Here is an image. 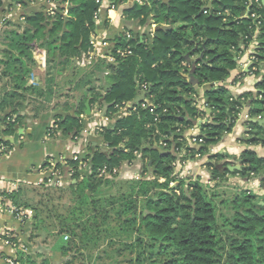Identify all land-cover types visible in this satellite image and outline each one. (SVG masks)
<instances>
[{
  "label": "trees",
  "instance_id": "obj_1",
  "mask_svg": "<svg viewBox=\"0 0 264 264\" xmlns=\"http://www.w3.org/2000/svg\"><path fill=\"white\" fill-rule=\"evenodd\" d=\"M98 1L68 0L66 17L62 9L52 16L34 13L24 19L22 26L3 32L0 76L7 79L3 87L7 86L8 90L0 99V113L9 111L3 119L5 136L16 135L17 127L23 125V118L17 112L24 102L31 97L51 99L54 74L71 68L72 77L76 76L73 65L82 62L91 49L89 38L95 31ZM205 1L169 0L168 4H163L161 0H152L140 10L135 6L127 10L140 19L141 24L152 14L157 25H170L172 29L159 28L152 48L139 44L138 40L125 43L121 37L114 39L113 49H129L131 54L122 58L116 56L117 65L106 67L111 85L103 96L95 93L91 73L82 75L75 83L76 90L85 88L90 104L103 97L109 111L135 99L139 95L137 83H146L154 96L155 110L152 115L148 109L138 107L118 120L113 128L101 129L98 134L109 150L93 152L89 176H80V161H73L72 157L63 158V165L55 164L65 185L60 188L42 186L48 192L69 191L74 198L72 207L54 213L55 226L46 225L41 216L43 211L37 205L20 201L22 192H0V196L9 199L17 209L33 212L31 232L54 238L53 253L65 256L75 248L79 256L85 255L90 260L100 243L106 241V245L118 244L134 254L129 260L131 264H264V195L242 192L231 201L220 203L230 207L231 216L219 215L214 202L218 195H208L207 186L198 178L180 179L174 174L173 155L161 154L156 148L162 140L167 143L165 149L170 150L175 144L176 151L184 146L187 156H203L209 146L218 143L235 126L244 101L251 102L250 119L264 117V76L256 85L255 98L250 93L233 98L224 87L210 85L204 93L208 112L199 114L192 102L185 101L194 91L181 72L187 53L202 52V63L195 71L200 85L221 82L236 67L234 58L247 48L256 30L253 50L256 63L249 72L257 76L264 69V5L260 0L258 4L251 0L249 6L250 0H216L215 13L208 15L201 12ZM3 2L0 0V8ZM250 14H255L256 19L250 18ZM34 69H44V88L28 85ZM86 99L73 114L70 111L75 106L66 104L64 115L54 116L57 129L48 131L49 137L59 133L74 138L82 131L79 116ZM155 116L157 122H154ZM198 118L204 120L199 125L202 144L192 148L186 145L182 131L191 128ZM244 125L248 130L246 143L264 146V126L247 121ZM0 143L9 144L3 140ZM136 154L150 162V168L144 166V172L152 175L151 180L134 182L128 191L117 196H105L102 185L107 181L98 177V169L105 166L108 173H112L123 163L132 162ZM222 158V155H211L205 164L214 181L230 174L225 165L220 172L218 164ZM236 162L240 170L232 174L247 180L252 176L261 177L260 184L264 187V174L261 175L264 157L245 150ZM48 166L46 161L41 170ZM171 183H174L172 187ZM46 212L52 215L51 211ZM10 242L13 248H18L15 238H10ZM33 253L28 255L17 250L14 260L18 264L51 263L39 249Z\"/></svg>",
  "mask_w": 264,
  "mask_h": 264
},
{
  "label": "crops",
  "instance_id": "obj_2",
  "mask_svg": "<svg viewBox=\"0 0 264 264\" xmlns=\"http://www.w3.org/2000/svg\"><path fill=\"white\" fill-rule=\"evenodd\" d=\"M151 1L152 0H119L115 3L114 8L111 9L108 0H101L98 9V20L95 21V31L90 35L89 42L94 37L97 40L108 41L110 47H113L115 45L114 39L121 37L125 43L130 40H138L139 44H144L152 48L153 39L156 37L159 28L163 31H168L171 30L172 27L170 25H157L152 19V14L144 24H141L140 19L135 18L126 12L134 6L140 10L142 7L148 6ZM214 1L216 0H206L202 6L201 12L207 15L213 11V13H215ZM261 1L262 5H264V0ZM168 2L169 0H166V2L162 1L163 4H168ZM68 7V0H4L3 5L0 8V51L4 48L2 38L5 30H9L13 26H22L24 19L34 13H43L47 16H52L49 15L50 12L55 13L59 9H62V15L63 17H66ZM253 50L254 37L251 35L247 48H243L242 52L234 58L237 65L230 72L229 76L224 81L203 85L199 84L195 76V71L203 60V58L200 60L202 52L192 55L187 53L185 55V62L182 64L181 72L183 74V79L194 88V91L191 96L185 97V101L189 98L200 99L201 97H204L205 90L210 85L224 87L228 91V95L233 98L249 93L255 98L258 93L256 85L264 76V72H260L257 76H253L249 72L248 60L249 55L250 53H253ZM100 53L103 55L105 50H101ZM91 59L92 60H89L87 53L82 59L83 65L81 62H75L73 66L75 67L76 72L80 70V72H83V75L91 73V85L94 87L95 93L103 96L111 85V80L109 79L110 72L106 67L116 66L118 62L115 61L114 63H110L107 59L101 57H91ZM31 75L34 76V85L44 88V81L46 79L44 69H34ZM62 78H67L69 80L66 89H71V93L70 95L68 94L59 97L65 87H62L63 85L59 84L60 79ZM80 78L81 74L79 75L78 73H76V76L72 77V70H65L61 74H54L53 96L49 101L31 97L21 105L17 115L23 118V125L17 127V132L14 136H5L3 134L5 129L3 119L9 111L0 113V140L9 143L8 145L0 143L1 191L10 193L16 191L22 192V189L27 186L44 189L42 181L44 180L45 174L41 171V167L44 163L47 160H59L60 158L71 157L73 155H78L86 164V166L80 168V176H89L91 173L93 152L96 150L107 152L109 150L106 145L102 143V138L98 132H95L94 127L102 125V129H111L118 120L124 119L130 114H128L127 110L124 108L118 109L116 106L113 111H109V105L104 102L103 97H100L98 102L96 101L90 104V97L87 92L85 93V88L79 90L74 88L75 83ZM6 82L7 79L0 76V99L3 96V93L8 90L7 86L3 87L4 84L7 85ZM74 90L78 91V93L72 97ZM85 97L87 99L84 103V110L79 116L82 124V131L74 138L63 136L59 133L54 137H48V131H50L52 126L55 125L54 116L64 115V106L66 104H72L75 106V109L70 111V114H73L74 110H76ZM139 98L140 92L135 99L124 104L136 103ZM86 102L89 103L90 107L89 115L84 113ZM192 103L196 108V100ZM250 106L251 102L249 100L244 101L238 114L245 113L248 115ZM104 118H106V120ZM258 118L259 116L256 120L264 119V117L261 119ZM200 120L201 118H198L194 121L191 128L183 129L182 134L188 137L191 133H195V131H197L195 129L199 126L198 124ZM249 120L250 118L246 121L248 122ZM247 131L244 122L239 124L235 123V126L229 133L225 134L218 143L209 146L207 153L203 156L198 155L199 157H197V154L192 157L185 155L186 153L183 151L184 146H182L179 151H176L175 144H172L170 150L162 149L158 146L156 148L164 151L163 154L170 153L173 155L175 158L174 164H176L175 171L178 172V176L180 173V179L192 181L198 178L199 181L205 185L206 183H209V181L218 184L220 181H228V179L232 178L240 185L248 186V189L252 188L253 193L262 196L264 195V187L260 184L261 177L249 181L238 175L232 174L233 172L227 169L228 167L239 165L236 161L245 150H253L258 156L264 157V146H252L246 143V139L248 138L246 134ZM186 145L190 146L187 144V141ZM190 147L193 148L195 146ZM217 154L222 155L223 157L218 164L220 172L223 171L222 167L225 165V169L229 171L230 174H226L222 179L214 181L210 178L211 175L208 173L207 169L205 170L206 173L204 172V169L206 168L205 164L208 161V157ZM135 157L136 158L132 162L123 163L119 169H114V172L112 171V173H108L106 167L103 166L102 168L106 169V174L100 178L109 182L116 180L120 183L124 182L129 185L137 181L151 180L152 175L147 171L144 172V166L147 168H150L151 166V164L149 166L150 162L148 159L146 157L142 158L140 154H136ZM183 157H185L184 160H182ZM200 159H202V161ZM199 160L200 163H203L200 167H195V163L197 165V161ZM184 171L187 174L191 172L195 177H190L189 175L184 177ZM204 175L207 177L206 183H204ZM135 176L139 177V179H135ZM64 182L66 183L65 179ZM171 184L174 185V183ZM240 190H237L236 193L233 194V197L247 191ZM0 227L11 231L16 237L18 243L26 247L25 252L30 249L29 235H31V222L20 224L15 220L12 214L8 212H0ZM59 256L61 255L57 252L53 253V255L51 254L50 261H56ZM13 257V248L5 245L0 235V264H6L5 260ZM92 261L94 260H88L85 256L84 259L78 261V264H93Z\"/></svg>",
  "mask_w": 264,
  "mask_h": 264
},
{
  "label": "rangeland",
  "instance_id": "obj_3",
  "mask_svg": "<svg viewBox=\"0 0 264 264\" xmlns=\"http://www.w3.org/2000/svg\"><path fill=\"white\" fill-rule=\"evenodd\" d=\"M89 60H92V59H89ZM81 64L83 65V62H81ZM67 70L71 71V68ZM78 72L76 73H78L79 75L81 74V76L83 75L82 71L80 72L79 70ZM59 84H62L63 85L62 87L65 86L62 91V94L59 97L66 96L68 94L70 95L71 89H66V87H68L69 80L67 78H62L60 79ZM77 93L78 91L74 90L72 93V97L77 95ZM200 160L202 161V159ZM200 160L197 161V165L195 163V167H198V166L200 167V165L203 163V162L200 163ZM190 167H194V166H190ZM205 170L206 168L204 169V172L206 173ZM183 173H184L183 175L184 177H186L187 175H189L190 177H195L193 176L191 172L187 174L184 171ZM179 177H180V173H179ZM254 178L256 180L259 177L252 176V179ZM203 179H204V183H206L207 177L205 175ZM103 181H106V180H103ZM160 182H163V181L160 180ZM205 185L207 186L206 190H207L208 195H213V193L218 195V196H215V199H214L215 205L217 206V209H218V214L225 215L227 217L231 216L232 210L230 209V207H224V205H221L220 203L222 202L227 203L231 201L233 198V194L236 193L237 190L239 191L240 189H241L240 191L247 190L246 192L253 193L252 188L248 189L247 188L248 186L240 185L232 178L228 179V181H223V182L220 181L218 184H214L213 182L209 181V183H206ZM130 186L131 185L126 184L124 182L120 183L119 181L114 180L113 182H109V181H107L106 183L104 182L102 185V188L104 190L105 196L106 195L117 196L121 193L128 191L130 189ZM73 200L74 198L72 197L69 191L48 192L43 188H40V189L37 187L32 188L30 186L24 187L22 189V193L20 196L21 202H26L33 206L37 205L40 209H42L43 211L41 214L42 218L44 219L46 225H50L52 227L57 224L54 213H56V211L59 213H62L64 212V210L67 209V207H72ZM47 210L51 211L52 215H47V212H46ZM37 233L39 232H34V233L31 232V235H29L30 236V243H29L30 249H28L26 253L30 255L32 251L36 252L37 249H39L40 252L44 255V257L50 260L51 254L53 255L52 245L54 243V238L52 237L45 238V234L41 232L39 234ZM105 243L106 241H102V243H100L98 250L93 252L92 254L93 256L91 259L95 257L94 264H131L129 260L131 257L134 256V254H130L129 250H123L122 247L118 244L109 246L108 244L106 245ZM117 249H120V251L117 252ZM83 257H85V255ZM83 257L79 256L76 253L75 248H73L65 256L64 255L59 256V258L56 261L53 260L49 264H78V261L82 260Z\"/></svg>",
  "mask_w": 264,
  "mask_h": 264
},
{
  "label": "built area",
  "instance_id": "obj_4",
  "mask_svg": "<svg viewBox=\"0 0 264 264\" xmlns=\"http://www.w3.org/2000/svg\"><path fill=\"white\" fill-rule=\"evenodd\" d=\"M108 1L110 2V8L111 9L114 8L115 2L113 0H108ZM253 1L255 4L259 3V0H253ZM98 2L101 4V0ZM260 2H262V1L260 0ZM250 4H251V0L249 1V4L247 6H249ZM53 14H54L53 12L49 13V15H53ZM250 18L256 19V15L250 14ZM94 19H95V21L98 20V11L94 14ZM255 34H256V30L254 32V35ZM254 35H253V37H255ZM90 44H91V49L88 52L89 59H91V57H101V58L107 59L110 63H114L116 61V56L122 58V57H126V56L131 54L129 49H120V48L113 49V47H110L108 41L97 40L94 37L90 40ZM255 44H256V42L254 40V48H255ZM101 50H105V53H103V55H102V53H100ZM254 63H256V60L253 56V53H250L249 60H248V67H249L248 69H250V67H252V65ZM252 71H255V68H252ZM260 72H264V69H262ZM27 83H28V85H34V76L33 75H31L28 78ZM137 87H138L139 92H140L139 100L133 104H122L121 106H116V108H118V109L124 108L125 110H127L128 114H131L132 112H135L138 107H140L141 109H148L149 112L153 115L155 107L153 106L152 100L154 99V96L149 93V85L146 83H139L138 82ZM195 100H196L197 112L199 114L206 112L207 110H206V106H205L204 97H201L200 99L195 98ZM165 112H166V110H163V113H165ZM104 119L106 120V118H104ZM248 119H249V116L247 114L241 113V114H238L235 123L239 124L241 122H245ZM258 119H261V117H259ZM157 121H158V118H157V116H155L154 122H157ZM202 122H204V120H200L198 125H200ZM94 128H95V132H100L102 129V125H97ZM196 128L197 129H195V130H197V131H195V133L194 132L191 133V135H189L188 137L183 135V139L185 141H187V144H189L190 146L199 147V145L202 144V138L200 136L199 126ZM55 129H57L56 125L52 126V128L50 129L49 132H51ZM179 130H180V128L177 130V132H179ZM48 137H49V133H48ZM158 147L165 149L167 147V143L163 142L161 140L158 143ZM198 155L199 154H197V157H199ZM71 157H72L73 161H80L81 167L86 166V164L84 162H82V160L80 159V157L78 155H73ZM62 159L63 158H60L59 160H47L49 166L41 170L45 174L44 180L42 181V185H48V186H52V187H56V188H60V187L65 185L64 179H63L62 175L60 174V170L57 168H54L55 164H57V163H60L61 165H63ZM175 169H176V164H175ZM105 174H106L105 168L98 169V176L99 177H102ZM174 174L177 175L178 172L175 171ZM135 179H139V177L135 176ZM170 186H173V184H171ZM0 192H3V191L0 190ZM6 193H10V192H6ZM0 212H8V213L12 214V216L15 218V220H17L20 224H25L27 222H30L31 217L33 215V212L31 210L17 209L15 206L12 205V203L9 199L2 197V196H0ZM0 235H1V238H2V241L4 242V244L13 248V246L10 242V238L16 239L14 234L9 230L0 227ZM64 239L67 240V237H64ZM17 243H18V241H17ZM13 250H14V256H15L17 250H21V251L25 252L26 247L24 245H21L20 243H18V248H13ZM5 262H6V264H18L15 262L14 257L6 259Z\"/></svg>",
  "mask_w": 264,
  "mask_h": 264
},
{
  "label": "water",
  "instance_id": "obj_5",
  "mask_svg": "<svg viewBox=\"0 0 264 264\" xmlns=\"http://www.w3.org/2000/svg\"><path fill=\"white\" fill-rule=\"evenodd\" d=\"M163 2H166V0H162ZM166 28H168V27H166ZM202 59V55L200 56V60ZM187 101H190V102H193L195 99H186ZM89 112H90V107H89V103L88 102H86V104H85V114L86 115H89ZM208 112V111H207ZM248 122H250V123H255V124H258V125H264V119H262V120H256V119H250ZM159 152L161 153V154H163L164 153V151H161V150H159ZM166 153V152H165ZM149 166H150V163H149ZM154 168V167H153ZM229 171H231V172H234V171H239L240 170V165H236V166H234V167H228L227 168ZM261 174H264V172H261Z\"/></svg>",
  "mask_w": 264,
  "mask_h": 264
}]
</instances>
